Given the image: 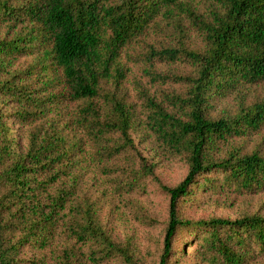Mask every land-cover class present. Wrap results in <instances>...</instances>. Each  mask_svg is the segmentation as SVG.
Segmentation results:
<instances>
[{
	"label": "trees",
	"instance_id": "trees-1",
	"mask_svg": "<svg viewBox=\"0 0 264 264\" xmlns=\"http://www.w3.org/2000/svg\"><path fill=\"white\" fill-rule=\"evenodd\" d=\"M161 20L169 41L143 42ZM191 33L195 48L186 45ZM124 49L150 83L176 86L158 96L138 91L145 132L187 166L175 186L158 183L168 201L157 264H167L181 229L197 232L205 264L264 255V213L189 221L176 211L194 187L264 198V146H244L259 133L264 141V88L245 101L264 82V0H0V264H135L100 225L90 191L128 193L152 172L130 135L138 126L131 105L105 87L123 78ZM163 63L188 71L155 68ZM229 96L234 111H215ZM88 168L97 173L90 179ZM25 246L30 258L21 256Z\"/></svg>",
	"mask_w": 264,
	"mask_h": 264
},
{
	"label": "rangeland",
	"instance_id": "rangeland-1",
	"mask_svg": "<svg viewBox=\"0 0 264 264\" xmlns=\"http://www.w3.org/2000/svg\"><path fill=\"white\" fill-rule=\"evenodd\" d=\"M206 4V1L202 2ZM169 31L164 21L161 20V28L149 31L144 36L143 42L158 46L169 41ZM186 45L191 48L198 46L199 39L189 35ZM145 48V47H144ZM139 50H143L139 44ZM138 49L135 51L137 52ZM133 50L124 49L120 54V62L124 67V76L118 85L108 82L106 88L131 105L133 116L138 126L130 131L131 138L136 149L144 157L147 164L152 167V172L143 177L139 188L128 193L118 194L116 186L107 188V195L100 194L97 187L90 188L92 196L98 200L99 209L97 219L100 225L110 236L121 245L127 246L135 264H157L162 248V237L167 221V201L165 192L161 191L158 183L167 187L175 186L185 175L187 166L183 160L164 156L153 144L152 139L145 132L141 124L143 118L142 97L140 89H145L148 94L155 91H171L176 86L171 83H150L141 71L140 62L135 61ZM25 66L30 58L17 61ZM140 66V68H139ZM156 69L173 73H184L188 71L186 66L179 64H157ZM264 88V82L252 85L246 90L245 101H250L254 96H259ZM176 90V89H174ZM236 101L233 96L225 97L215 101V111L223 109L234 111ZM5 108L9 111V107ZM14 140L20 146L24 141L21 128L12 117L8 120ZM263 133L250 136L245 142V148L252 145L264 146ZM139 163L135 164L140 170ZM87 178L97 174L88 168ZM101 177V176H100ZM155 177V180L154 178ZM200 180V178H199ZM88 181V180H87ZM86 181V182H87ZM142 187V188H140ZM190 196L180 197L176 205L179 219L182 220H205L211 217L233 219L243 214L253 212L264 213V198L261 193L256 192H234L232 188L227 189H196ZM197 232L188 230L177 231L171 242V254L167 264H205L199 255L197 241L194 239ZM21 256L30 258L32 249L25 246L21 250ZM116 264H121L117 262ZM247 264H264V255H255Z\"/></svg>",
	"mask_w": 264,
	"mask_h": 264
}]
</instances>
